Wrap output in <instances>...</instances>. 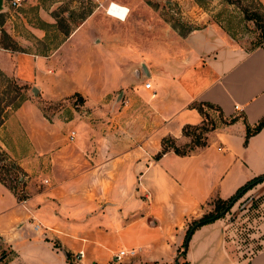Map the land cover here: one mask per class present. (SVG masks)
Masks as SVG:
<instances>
[{"label": "crops", "instance_id": "1", "mask_svg": "<svg viewBox=\"0 0 264 264\" xmlns=\"http://www.w3.org/2000/svg\"><path fill=\"white\" fill-rule=\"evenodd\" d=\"M258 1L264 8V0ZM104 13L117 21L125 18ZM89 19L68 30L47 55L0 47V71L39 91L47 84L43 94L78 91L82 84L95 92L101 70L83 68L70 75L63 65L77 47L84 48L88 62L95 54L97 61L103 56V43L92 40L97 27L88 25ZM180 38L179 65L169 64L174 55L168 52L167 58L147 57L154 66L146 60L128 68L114 66V84L129 98L113 104L112 132H107L111 146L106 150L105 126L81 119L77 131L69 128L74 140H64L66 131L60 141L52 142L58 137L52 134L57 129L54 118H46L34 104V116H23L24 106L31 108L28 99L13 111L15 126L31 148L20 154L14 144L10 151L22 170V189L28 192L18 200L0 181V237L11 248L1 264H66L65 251L77 264H173L186 222L206 201L226 198L264 172V123L243 142V120L253 124L264 114V50L258 44H232L207 27L188 30ZM63 46L69 50L66 56L59 54ZM127 56L133 60L136 54L130 50ZM115 58L120 63L126 54ZM139 77H147L150 86L137 82ZM202 101L216 105L224 117H238L210 130L206 144L187 154L166 150L156 157L162 136L181 138L184 124L201 122L191 104ZM10 122L3 120L0 128L16 134ZM42 178L47 183L35 190L33 180ZM224 226L218 217L196 227L184 257L178 259L188 264H264V246L247 258L230 256ZM119 249L133 252L115 261Z\"/></svg>", "mask_w": 264, "mask_h": 264}, {"label": "rangeland", "instance_id": "2", "mask_svg": "<svg viewBox=\"0 0 264 264\" xmlns=\"http://www.w3.org/2000/svg\"><path fill=\"white\" fill-rule=\"evenodd\" d=\"M116 1L128 8L122 21H117L104 13L108 4ZM1 4L0 11L4 14L2 27L22 50L47 55L53 46L62 40L65 35L64 32L78 25L85 18H90L87 22L88 25L93 24L97 27L96 30H92V40L103 43V56H99L98 61L95 52V55L92 56L93 61H86V54L82 47L81 49L77 47L76 51L73 50L69 54L67 46H63L59 52L65 56L67 53L69 54L67 60L63 59V65L67 67L70 75H74L75 71L83 68H89L94 72L101 70L100 87L95 92L90 86L85 87L82 84L79 85L80 90L78 91L72 90L60 95L43 94V89L46 90L48 87L47 84H44L40 86L41 91L38 88L33 93L32 85L25 84L23 88H19L17 85L22 84L0 71V120L10 119L9 127L14 128L13 131L16 133L11 134L5 127L0 128V136L5 141L6 147L0 150V175L4 177L7 184L15 185L18 192L21 184L15 183L12 177L19 173L22 177L21 168L19 166L17 169L5 168L10 161H16V154L11 157L10 153L14 144L18 145L20 154L31 150L28 141L16 128L13 120L16 119V116L12 114L24 100L30 101L31 108L25 105L22 110L23 116H34L32 114L34 104L40 108L46 118L55 119L57 129L52 134L56 133L58 137H54L52 142L60 141L61 136L66 131L68 132L69 128H75L77 131L75 125L77 126L81 119L90 120L95 126L97 124L105 126L107 140L109 139L107 132L110 134L112 132L113 104L118 103V101L121 103L128 102L129 98L125 93L121 94L122 88L120 86L114 84V66L120 64L128 68L130 65L132 66V63L138 65L139 61H145L147 57L151 56L167 58L168 52L174 55L173 58H170L172 61H169V64L172 66L179 65L176 54L183 50L181 33L202 27L214 29L232 44L250 47L259 29L254 18H246L245 10H242L243 7L247 11L256 12L261 18L259 21L264 24V12L259 7L257 0H238V2L234 0L232 3L225 0H19L17 5L10 3V0H2ZM86 12L87 15L81 19L80 16ZM220 24L225 28L221 27ZM34 29H39V34L35 33ZM130 50L136 54L133 60L127 56ZM120 52L126 54V59L119 63L115 56L119 55ZM157 52L158 54H156ZM89 54L91 55V53ZM128 59L131 63H128ZM146 61L149 66L156 64L155 61ZM75 80L78 81V77ZM136 81L142 83L149 80L147 77H139ZM75 91L77 93H73ZM204 108L208 115L200 124L208 128L211 125L209 122L211 119L215 127L222 125L217 111L205 106ZM69 119L76 121L67 123L66 121ZM198 131L199 129H196L194 133ZM209 132L210 130L202 131L200 140L204 135L207 138ZM191 139H193V134L184 135L181 138L175 137V142L178 145L192 144ZM64 140L69 142L66 134ZM67 142L64 144L69 148L70 145ZM109 146L111 145L107 140L103 150L108 149ZM38 173L39 171H37ZM39 177L41 176L39 175ZM90 181L93 183L92 180ZM33 183L35 190L40 189L43 183H47V178L40 179V182L33 180ZM27 192L26 189H22L24 198ZM86 192L79 191L81 195ZM214 198L215 196L207 200L200 213L193 217H198L213 209ZM220 217L225 224L223 239L230 256L247 258L257 249L263 247L264 179L242 193ZM10 249L0 237V256L9 255ZM179 261L182 259L180 258Z\"/></svg>", "mask_w": 264, "mask_h": 264}, {"label": "trees", "instance_id": "3", "mask_svg": "<svg viewBox=\"0 0 264 264\" xmlns=\"http://www.w3.org/2000/svg\"><path fill=\"white\" fill-rule=\"evenodd\" d=\"M225 1L228 2V3L234 2V0H225ZM236 1L238 2V0H236ZM257 3L259 5V7L261 8V10L264 12V8H263L262 4L258 0H257ZM242 10H245L244 14H245L246 18H250V19L254 18V20L256 21V24H257V27L259 29V32L257 33V36H255V39L253 40L251 47L256 46L261 41V39L264 38V24H262L261 21H259V19H261V18H260V16H258L256 14V12L251 11V10L247 11V9L244 8V7L242 8ZM86 15H87V12L82 14L80 16V18L82 19ZM255 17H258V18H255ZM3 21H4V14H3L2 11H0V47L6 48V49H9V50H21V51H23L19 47V45L16 43V41L14 39H12L10 37V35L3 29V27H2ZM220 26L225 28L221 24H220ZM64 33L66 35L68 33V30L66 32H64ZM184 33L185 32H182L181 34L183 35ZM53 47H55V46H53ZM17 86L19 88H23L25 86V84L17 85ZM73 93H77V92L75 91ZM22 99H23V97L21 98V100ZM191 105L193 107H195L200 112V114L202 116L201 122H203L204 117H206L208 115V113H207L206 109L204 108V106L207 107V108H210V109H213V110L217 111V115H218V117H219V119H220L222 124L231 123L238 117V115H233V116H230V117L222 116L219 108L216 105H214V104H212L210 102H204V101H202V102H193ZM1 122L2 121L0 120V123ZM209 122L211 123V125L208 128L206 126H204L203 124H200V123H198L199 125H197V124H184L181 127L182 136L193 134V139H191L192 144L183 143L182 145H178L175 142V137H173L171 135H165V136L161 137V139H160V149L154 155L156 157H158L161 152H164L166 150H172L176 154L183 155V154L189 153L190 151H192V150H194L196 148H199V147L205 145L207 138L204 135L202 137V139L200 140L201 132L202 131H207V130H212L213 128H215V125H213V121L211 119H210ZM243 122H244V129H245L243 142L245 143L247 138H248V136L253 134V133H255L256 131H258L260 129V127L263 125V123H264V114L261 115L260 118L253 124H248L244 120H243ZM196 129H199V131L197 133H194V131ZM195 146H196V148H195ZM9 168L10 169H15V168L17 169L18 165L14 161H10L5 169H9ZM12 178L15 180V183H20L21 184L20 187H19V192L16 190L15 185L7 184L4 181V177L0 175V181L5 186L10 188L12 190V192L15 194L16 198L18 200H20V199L24 198V194L22 193L23 180L20 177V173L18 175H14ZM263 179H264V172L250 177L244 183H242L240 186H238L235 189V191L231 195H229L228 197L220 198L218 196H215V198L213 199V209L202 213L198 217H191L186 222V227L184 229V234H183V237H182V241L180 243V246L177 249L176 256L174 257L173 261H176L177 264H188V261L185 258H183L182 261H179L178 257L179 256L184 257V253H185V250L187 248V241H188V238H189L190 234L193 232V230L196 227L200 226L201 224L213 221L214 219L222 216L225 213V211L231 206L228 203H229V201L232 198H235L234 200H236L247 189L251 188L254 184H256L257 182H259V181H261ZM64 256H65L66 264H77V263H74L72 261L71 255H70V253L68 251L64 252ZM0 258H1L0 259V264L4 263L6 261V259L8 258V255H1Z\"/></svg>", "mask_w": 264, "mask_h": 264}, {"label": "built area", "instance_id": "4", "mask_svg": "<svg viewBox=\"0 0 264 264\" xmlns=\"http://www.w3.org/2000/svg\"><path fill=\"white\" fill-rule=\"evenodd\" d=\"M10 3H12L13 5H17V4L19 3V0H10ZM258 47H260L261 49L264 50V39H262V40L258 43ZM143 86L146 87V88H148V87L150 86V82H149V81H145V82H143ZM150 94L153 95V94H154V91H151ZM234 108H237V105L234 104ZM73 137H74V131H73V130H69L68 133H67V135H66L67 140H68V141H71V140L73 139ZM132 252H133L132 249H126V250H124V249H119L118 251H116V252L113 254V259H114L115 261H118V260H120V257H121L123 254H126V253H127V254H130V253H132ZM76 255H77L78 257H80V256L82 255V250L79 249V250L77 251Z\"/></svg>", "mask_w": 264, "mask_h": 264}, {"label": "bare ground", "instance_id": "5", "mask_svg": "<svg viewBox=\"0 0 264 264\" xmlns=\"http://www.w3.org/2000/svg\"><path fill=\"white\" fill-rule=\"evenodd\" d=\"M123 9H125L124 6L119 5L115 2H113V3L110 2L106 8V11L108 12V14L120 19V17L124 18L126 16V13H127V12L123 11ZM127 11H128V9H127Z\"/></svg>", "mask_w": 264, "mask_h": 264}, {"label": "water", "instance_id": "6", "mask_svg": "<svg viewBox=\"0 0 264 264\" xmlns=\"http://www.w3.org/2000/svg\"><path fill=\"white\" fill-rule=\"evenodd\" d=\"M1 3H2V0H0V9H1V7H2V4H1ZM31 90H32L33 93H35V92L37 91V88H36L34 85H32V86H31ZM234 199H235V198H232V199L229 201L228 204H229V205H232V203L235 201ZM173 264H177V262L174 261Z\"/></svg>", "mask_w": 264, "mask_h": 264}, {"label": "clouds", "instance_id": "7", "mask_svg": "<svg viewBox=\"0 0 264 264\" xmlns=\"http://www.w3.org/2000/svg\"><path fill=\"white\" fill-rule=\"evenodd\" d=\"M123 11L127 12V9L125 8V9H123ZM120 19H123V17H120Z\"/></svg>", "mask_w": 264, "mask_h": 264}]
</instances>
